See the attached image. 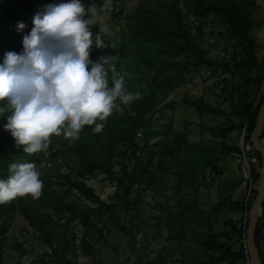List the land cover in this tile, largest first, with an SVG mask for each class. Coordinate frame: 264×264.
Here are the masks:
<instances>
[{"label":"trees","instance_id":"1","mask_svg":"<svg viewBox=\"0 0 264 264\" xmlns=\"http://www.w3.org/2000/svg\"><path fill=\"white\" fill-rule=\"evenodd\" d=\"M51 1L0 0V20L14 27L9 41L0 40V59L7 51L22 50V36L32 27L31 17ZM129 1L111 0L106 11H115L118 29L110 32L106 40L109 47L93 48L89 58L111 55L116 71L125 75L126 89L139 92L138 99L121 105L119 112L113 111L99 132L86 125L78 140L51 136L46 156L42 152H22V146L0 128V179L8 175L10 163L32 162L41 167L38 171L42 181L38 198L18 196L0 204V251L8 226L18 214L50 250L43 257L54 259L55 263L76 264L67 258L73 253V245L62 221L66 217L65 227L76 223L103 239L102 226L97 224L104 212L126 237L131 257L127 264H248L245 230L256 195L252 185L257 183L261 164L249 137L264 101V59L259 56L256 35L262 22L256 18L255 2L153 0L137 3L126 13ZM84 3L99 7L103 0ZM18 21L25 26L22 32L16 30ZM206 21L218 26L219 38L229 44L232 56L227 61L208 56L204 48ZM98 30V25H93L92 31ZM201 69L208 70L210 78L224 77L221 92L227 111L200 97L184 96L182 103L198 114L223 117L221 125L201 127L221 140L218 146L190 143L167 117L165 100ZM253 88L256 93L252 98ZM4 122L0 118V124ZM233 132L242 136V149L225 142ZM122 149L129 164L117 161ZM231 153L244 158L248 165L251 186L246 200L234 201L226 196L204 211L200 190L205 186V173L208 171L212 181L218 178L220 161ZM95 173L104 175L115 187L112 203H103L85 184L86 178ZM246 184L248 189V181ZM80 198L95 208H86ZM237 211L239 222L228 220L226 230L214 232L210 222L213 216ZM150 229L161 244L152 258L148 255ZM232 237L237 238L236 249L228 243ZM254 242L264 264V203ZM79 245L84 255L94 251L84 238H80ZM47 261L39 263L49 264Z\"/></svg>","mask_w":264,"mask_h":264},{"label":"clouds","instance_id":"2","mask_svg":"<svg viewBox=\"0 0 264 264\" xmlns=\"http://www.w3.org/2000/svg\"><path fill=\"white\" fill-rule=\"evenodd\" d=\"M110 3L103 0L99 8L95 3L86 6L84 0L45 5L22 36V50L7 51L0 59V118L5 121L0 128L22 146V152H43L51 136L78 140L86 125L99 132L113 111L139 98V92L126 89L125 75L116 71L111 55L89 58L93 48L109 47V28L98 26L94 33L92 27ZM24 27L23 22L16 23L18 32ZM7 172L0 179V204L41 195L34 163L13 162Z\"/></svg>","mask_w":264,"mask_h":264},{"label":"rangeland","instance_id":"3","mask_svg":"<svg viewBox=\"0 0 264 264\" xmlns=\"http://www.w3.org/2000/svg\"><path fill=\"white\" fill-rule=\"evenodd\" d=\"M151 1L153 0H130L125 6V12L131 11L137 3H148ZM252 1L256 5V18L262 22V27L256 35L260 45L258 53L260 58L264 59V0ZM116 18L115 11L101 12L97 16V25L99 27L107 26L110 32H116L118 29L115 24ZM25 20L28 19L25 18ZM13 32V26L0 20V40L9 41ZM220 32L221 29L212 22H204V48L211 58L219 61H227L232 56V50L229 48L227 42L219 38ZM208 75V70L201 69L196 76L190 77L185 85L177 87L175 92L165 100L167 105L166 112L167 117L171 118L173 122L174 129L184 134L190 143L201 142L208 146H218L221 140L218 137L210 135L207 131L201 129V127L212 128L221 125L224 122L223 117L198 114L191 109H186L182 103L184 96L190 98L200 97L205 102L227 111V104L223 101L221 92L224 77L210 78ZM255 93L256 90L253 88L251 91L252 98ZM225 142L229 146L237 145L242 149V136L238 135L237 132L228 135ZM123 150L120 151L117 161L129 164V157L123 153ZM42 154L46 156L47 152L44 150ZM219 167L220 175L214 181L209 177L208 171L205 173V186L200 190V203L204 211H209L218 201H221L226 196L234 201H242L246 200L248 195L249 188L247 189L246 183L247 181L248 185L250 183L248 165L244 158H240L237 154L231 153L228 157L220 161ZM36 168L37 170H41L40 166ZM65 172V170L62 171V173ZM85 184L93 189L103 203L110 204L115 200V187L101 173H95L91 178H86ZM252 188L256 189V184L252 185ZM72 193L75 197H78L73 191ZM80 200L86 208H95L94 205L83 199L80 198ZM240 217L238 211L235 213L224 212L219 216H213L210 222L214 232H220L226 230V222L228 220L239 222ZM65 219L62 221V224H64L63 226L68 235V240L73 245V253L67 255L68 260L76 264H127V260L131 258L126 248V237L124 233L116 227L114 221L110 220L106 213H102L100 223L97 224V227L102 226L103 239H100L96 232L84 230L76 223L65 227ZM148 231V255L152 258L156 255L161 244L154 238L153 233H151L152 229ZM80 238H84L93 246L94 251L90 255H84L81 250L79 245ZM222 241L224 240L222 239ZM228 243L234 249L238 247L236 237H232ZM138 245L140 246L139 242ZM17 246L20 247L18 248ZM49 253L50 250L42 243L39 234L28 226L23 217L16 214L7 229L6 239L0 251V255L2 256L0 264H40L39 260H48L47 262L49 264H60L59 262L55 263L54 259L43 257V254Z\"/></svg>","mask_w":264,"mask_h":264},{"label":"water","instance_id":"4","mask_svg":"<svg viewBox=\"0 0 264 264\" xmlns=\"http://www.w3.org/2000/svg\"><path fill=\"white\" fill-rule=\"evenodd\" d=\"M264 130V101L261 105L255 126L250 134L249 142L253 150L260 155L261 164L257 171L258 180L256 183V195L251 203L248 216L247 227L245 230V250L248 257V264H261L259 253L255 247L254 234L259 219L262 216V205L264 203V148L260 145V137ZM249 184V189H250Z\"/></svg>","mask_w":264,"mask_h":264},{"label":"built area","instance_id":"5","mask_svg":"<svg viewBox=\"0 0 264 264\" xmlns=\"http://www.w3.org/2000/svg\"><path fill=\"white\" fill-rule=\"evenodd\" d=\"M54 2H56V0L51 1V3H54ZM260 145L264 148V130L260 137Z\"/></svg>","mask_w":264,"mask_h":264}]
</instances>
